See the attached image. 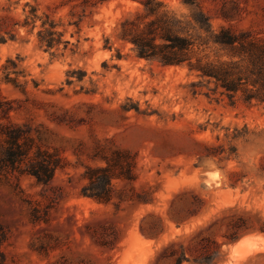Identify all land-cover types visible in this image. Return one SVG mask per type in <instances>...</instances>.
<instances>
[{
  "label": "rangeland",
  "instance_id": "1",
  "mask_svg": "<svg viewBox=\"0 0 264 264\" xmlns=\"http://www.w3.org/2000/svg\"><path fill=\"white\" fill-rule=\"evenodd\" d=\"M81 1L0 0V15L14 21H22L25 3L36 5L68 42L45 50L37 40L40 21L32 32L9 25L13 40L3 33L0 79L2 65L12 59L21 86L0 81L12 108L8 118L0 115V264H157L163 246L187 244L227 208L264 220L263 106L232 104L186 66L163 68L137 59L130 44L115 36L137 3L110 0L83 8ZM161 1L178 14L190 13L181 0ZM200 1L214 29L232 26L264 39V0ZM222 7L231 20L216 17ZM1 125L30 131L36 146L28 157L40 148L60 158L63 167L48 184L4 163ZM116 151L133 156L136 179L129 186L146 193L147 203L104 205L80 195L86 168L104 166L101 158ZM113 185L130 189L126 182ZM181 191L205 205L176 227L168 210ZM148 214L163 221L154 239L140 230ZM244 237L235 251L224 247L221 264H264V234Z\"/></svg>",
  "mask_w": 264,
  "mask_h": 264
},
{
  "label": "trees",
  "instance_id": "2",
  "mask_svg": "<svg viewBox=\"0 0 264 264\" xmlns=\"http://www.w3.org/2000/svg\"><path fill=\"white\" fill-rule=\"evenodd\" d=\"M8 3L19 0H5ZM110 0H82L81 7H97ZM138 4L134 13L123 17L116 27V39L130 44L137 59L157 63L165 67L186 66L188 71L212 83L220 96H226L232 104L237 101L245 105H258L264 108V39L255 37L249 31H237L232 26H212V17L205 11L200 0H181L190 9L188 15H181L170 9L161 0H131ZM62 6V5H61ZM22 21H14L10 16L0 15V43L15 39L7 29H26L32 32L37 27V40L45 50L58 49L63 32L57 31L58 24L48 13L39 14L36 5L25 3ZM217 18L231 20L232 15L221 8ZM108 41V40H106ZM118 57H120L118 53ZM18 63L7 59L2 65L1 82L20 87ZM191 93L196 94L195 84ZM10 103L0 93V115L9 117ZM136 111H139L136 109ZM5 135L4 163L11 169L35 178L37 184H48L57 169H61L57 155L37 148L33 157L28 152L35 147L30 131L20 126L1 125ZM105 165L88 167L83 173L87 185L81 196L88 197L98 204L118 206L127 202L147 203L148 195L135 193L130 187L136 177L135 161L127 152H112L101 158ZM27 161V163H26ZM22 165L23 168H20ZM114 181L126 182L130 189H116ZM205 205L199 196L181 191L170 201L168 218L176 227L198 216ZM148 219L154 220L152 227L146 228ZM140 226L142 234L157 238L162 231L161 218L148 214ZM224 227V232L221 229ZM264 234V220L256 215L227 208L220 218H216L205 229L193 234L187 244L183 240L171 241L163 246L156 259L157 264H221L224 247L237 243L250 233ZM220 237L221 239H218ZM109 243V242H108ZM105 245V244H101ZM108 244L107 246H109Z\"/></svg>",
  "mask_w": 264,
  "mask_h": 264
},
{
  "label": "bare ground",
  "instance_id": "3",
  "mask_svg": "<svg viewBox=\"0 0 264 264\" xmlns=\"http://www.w3.org/2000/svg\"><path fill=\"white\" fill-rule=\"evenodd\" d=\"M243 240H246V237L242 238L241 241L231 246L232 250L235 251V249L239 246V244L242 243Z\"/></svg>",
  "mask_w": 264,
  "mask_h": 264
}]
</instances>
